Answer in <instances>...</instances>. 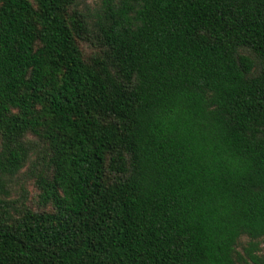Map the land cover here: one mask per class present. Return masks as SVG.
<instances>
[{
    "label": "trees",
    "instance_id": "1",
    "mask_svg": "<svg viewBox=\"0 0 264 264\" xmlns=\"http://www.w3.org/2000/svg\"><path fill=\"white\" fill-rule=\"evenodd\" d=\"M261 238L264 0H0V264H264Z\"/></svg>",
    "mask_w": 264,
    "mask_h": 264
},
{
    "label": "rangeland",
    "instance_id": "2",
    "mask_svg": "<svg viewBox=\"0 0 264 264\" xmlns=\"http://www.w3.org/2000/svg\"><path fill=\"white\" fill-rule=\"evenodd\" d=\"M97 1L98 0H85V2L92 7H94L96 5ZM18 186H17V177L16 178L14 177L13 181H12V197H14V198H17V196L19 195ZM24 186H25V188L28 192V196H29L28 203H32L34 205V197L36 195V189L30 183H25ZM247 240L248 239L246 237H242L241 238V244H246ZM259 246H260V248H259L258 253L264 255V238L259 239Z\"/></svg>",
    "mask_w": 264,
    "mask_h": 264
}]
</instances>
